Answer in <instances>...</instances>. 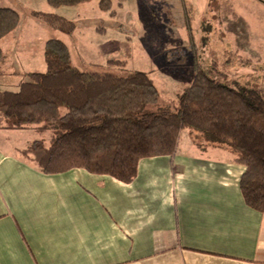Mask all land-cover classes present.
<instances>
[{"label": "crops", "instance_id": "crops-1", "mask_svg": "<svg viewBox=\"0 0 264 264\" xmlns=\"http://www.w3.org/2000/svg\"><path fill=\"white\" fill-rule=\"evenodd\" d=\"M232 1L217 0L225 25L240 22L236 30L220 31L225 39L238 36L246 24ZM236 1L239 9L248 2ZM209 4L205 15L211 13L216 35L217 12ZM97 31L106 35L103 28ZM164 35L173 48L188 47ZM79 39L81 49L99 47ZM1 42L0 69L7 72L9 60L20 61L27 52L10 37ZM191 47L196 57L195 43ZM9 76L20 79L15 72ZM4 126L0 123V264H264V212L245 204L239 189L245 168L234 164L227 149L182 131L173 157L141 159L134 181L124 184L83 169L46 175L20 154L33 142L13 143L33 131H13L20 135L11 140Z\"/></svg>", "mask_w": 264, "mask_h": 264}, {"label": "trees", "instance_id": "trees-1", "mask_svg": "<svg viewBox=\"0 0 264 264\" xmlns=\"http://www.w3.org/2000/svg\"><path fill=\"white\" fill-rule=\"evenodd\" d=\"M92 0H45L48 7H74ZM126 0H117L121 8ZM114 0H99L108 13ZM45 23L63 35L75 24L53 13L42 14ZM20 25L11 8H0V42ZM44 71L25 74L17 89L0 92L3 129L30 130L43 139L20 154L46 175L83 169L130 184L144 158L173 157L182 131L198 135L208 146L227 149L234 164L245 168L239 189L245 204L264 212V92L256 86H233L211 75L194 57L190 84L171 105L161 102L150 73L126 76L81 72L71 65L63 40L43 44ZM174 52L170 59L186 66L187 57ZM181 55V56H180ZM197 56V55H196ZM3 60L0 49V64ZM252 62L247 59L244 65ZM259 66L260 65H255ZM156 107L151 111L149 107Z\"/></svg>", "mask_w": 264, "mask_h": 264}, {"label": "rangeland", "instance_id": "rangeland-1", "mask_svg": "<svg viewBox=\"0 0 264 264\" xmlns=\"http://www.w3.org/2000/svg\"><path fill=\"white\" fill-rule=\"evenodd\" d=\"M94 1L74 7L52 8L46 6L45 0H0V7L18 12L20 25L8 37L20 42L23 51L27 52V56L20 61L10 59L6 66L7 72L0 69V91L15 90L12 85H18L28 72H42L44 68L40 57L43 44L49 39H57L69 45L71 65L81 72L116 76L133 72L150 73L161 102L165 104L171 105L176 95L192 80L193 70L188 65L194 58L190 56L195 53L191 47L193 43L197 47L196 58L211 75H220L233 86L253 85L264 92V0H248L241 9L238 1H232L237 5L234 6V12H240L246 24L238 36L227 39L220 31L226 27L236 30L240 22L225 25L217 0L216 4L214 0H210L209 4L210 9L217 12L216 35L211 13L205 15L209 0H128L121 8L114 0L112 10L117 12V16L113 18L100 11ZM48 13L69 21L75 18L78 35L74 33L66 36L50 28L42 18V14ZM98 28H103L106 35L97 31ZM164 34L169 40H176L177 45L182 42L188 47L173 48L176 46L168 45ZM79 38H83L82 41L88 45L98 42L99 47L95 51L82 47V51ZM174 52H180L188 58L185 63L187 67L170 59ZM249 58L256 62L243 68V61ZM13 72L18 73L19 81L8 80ZM148 109L155 111L156 107ZM0 123H5L1 115ZM8 135L13 140L20 134L9 130ZM23 139H14L13 143L26 145L27 142L43 139L47 145L49 134L40 137L30 132Z\"/></svg>", "mask_w": 264, "mask_h": 264}]
</instances>
